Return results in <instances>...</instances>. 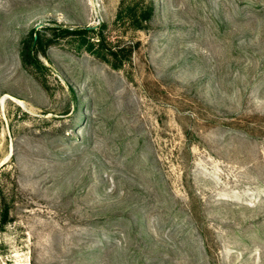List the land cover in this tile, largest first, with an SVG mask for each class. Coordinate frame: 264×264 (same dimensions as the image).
Wrapping results in <instances>:
<instances>
[{
  "label": "rangeland",
  "instance_id": "374dc122",
  "mask_svg": "<svg viewBox=\"0 0 264 264\" xmlns=\"http://www.w3.org/2000/svg\"><path fill=\"white\" fill-rule=\"evenodd\" d=\"M148 1L0 0V264H264V0Z\"/></svg>",
  "mask_w": 264,
  "mask_h": 264
},
{
  "label": "trees",
  "instance_id": "16d2710c",
  "mask_svg": "<svg viewBox=\"0 0 264 264\" xmlns=\"http://www.w3.org/2000/svg\"><path fill=\"white\" fill-rule=\"evenodd\" d=\"M154 16L152 1L146 4H133L122 2L116 15V20L126 21L133 29H143ZM105 24L84 26L76 28L53 27L50 32L48 44L54 43L59 38L71 36L75 39L78 48H83L88 53L108 63L112 68H120L130 60L131 46L113 44L104 34ZM46 46L42 36L36 30H31L22 39L19 46V57L23 65L32 68L43 67L39 54H44Z\"/></svg>",
  "mask_w": 264,
  "mask_h": 264
}]
</instances>
